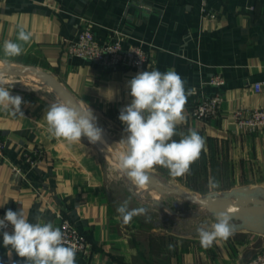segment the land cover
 I'll return each mask as SVG.
<instances>
[{"label": "crops", "instance_id": "1", "mask_svg": "<svg viewBox=\"0 0 264 264\" xmlns=\"http://www.w3.org/2000/svg\"><path fill=\"white\" fill-rule=\"evenodd\" d=\"M84 21L93 23L100 43L118 39L125 47L142 45L150 55L148 69L104 71L70 57L68 43ZM20 26L32 38L20 56L6 57L3 42L15 41ZM21 65L52 74L80 105H89L97 119L123 131L119 113L132 100L127 82L143 71L174 70L191 93L184 109L186 123L177 130L187 134L195 129L204 138L206 151L192 163L190 174L173 177L161 166L147 173L202 197L243 187L264 188V130L251 131L235 118L238 110L264 108V0H0V68ZM217 74L225 79L222 115L202 122L191 116L190 107ZM7 88L25 103L24 116L0 110V140L7 143L5 160L0 161L2 218L9 209H22L32 223L36 217L55 226L71 221L90 244L87 254L75 258L76 264H247L264 248V235L247 230L204 248L197 234L199 224L191 232L185 225L188 232L171 238L166 232L171 221L189 217L197 221L202 212L209 213L199 207L179 212L178 202L170 207L157 197L149 204L144 194L151 191L140 193L132 187H127L130 208L152 206L167 220L148 227L136 216L124 223L116 208L126 199L108 188L100 148L83 137L68 143L51 136L43 116L52 102ZM205 92L213 95L215 89ZM35 150L42 157L31 167L24 155ZM210 177L219 182L218 188L209 187ZM7 251L2 236L0 264H25L15 252L9 258Z\"/></svg>", "mask_w": 264, "mask_h": 264}, {"label": "clouds", "instance_id": "2", "mask_svg": "<svg viewBox=\"0 0 264 264\" xmlns=\"http://www.w3.org/2000/svg\"><path fill=\"white\" fill-rule=\"evenodd\" d=\"M31 38L29 31L18 27L16 40L3 42L4 55L20 56ZM127 87L132 100L120 110L118 117L127 133L116 144L120 171L137 187L147 183V170L154 166L166 168L173 177L190 174L192 163L200 158L202 151H206V142L195 129H189L187 134L177 130L178 125L186 123L184 109L191 94L186 91L180 75L171 69L143 71L128 81ZM22 103L25 102L21 96L11 95L10 90L0 83V110L13 117L24 116ZM43 118L50 135L68 143L81 142L82 137L90 144L102 139V129L97 126L89 105L87 108H73L63 102H52ZM177 135L180 139H173ZM209 187L218 188L219 182L210 177ZM129 204L130 200L126 199L116 208L124 223L146 213L145 208H130ZM237 210L229 207L217 214L216 222L210 227L204 224L197 228L202 247L209 248L215 241H226L234 234L235 225L231 221ZM8 224L13 226V232H3V246L8 250L9 258L15 252L24 258L25 264H76V245L69 244L62 229L52 222L36 217V222L32 223L22 209L19 212L9 209L0 219V229Z\"/></svg>", "mask_w": 264, "mask_h": 264}, {"label": "built area", "instance_id": "3", "mask_svg": "<svg viewBox=\"0 0 264 264\" xmlns=\"http://www.w3.org/2000/svg\"><path fill=\"white\" fill-rule=\"evenodd\" d=\"M94 28L93 23L83 22L75 38L68 43L67 52L70 57L94 64L104 71L148 69L150 55L142 45L125 47L122 41L118 39L100 43L96 39ZM224 86L225 79L222 74L213 76L205 83L200 98L190 107L191 116L206 123L218 120L222 115ZM210 87L215 89L213 95H207L205 92ZM258 89H260V85L256 88V90ZM235 118L241 126L251 131L264 130V108L250 111L238 110L235 113ZM6 148V141L0 140V161L5 160ZM41 157V152L35 150L25 154L24 160L33 167L39 163ZM15 170L21 172L20 169L15 168ZM0 219L3 218L0 216ZM57 227L62 229L65 240L69 244L76 245V257L87 254L90 248L89 241L75 224L69 220H64ZM12 228L13 226L8 224L6 228L0 229V238L3 236L4 231ZM253 261L256 264H264V248L247 264H253Z\"/></svg>", "mask_w": 264, "mask_h": 264}, {"label": "water", "instance_id": "4", "mask_svg": "<svg viewBox=\"0 0 264 264\" xmlns=\"http://www.w3.org/2000/svg\"><path fill=\"white\" fill-rule=\"evenodd\" d=\"M12 66L0 68V76L14 75ZM32 72L46 81L48 87L59 97V99L73 108H84L75 99V97L66 89V87L52 74L32 66H22L18 71L19 75L23 72ZM95 116V114L93 113ZM96 117V116H95ZM102 129V140L111 148H116V141L112 139L105 129L98 123ZM98 141L97 145L104 153L109 154L110 149L104 143ZM149 191H154L161 196L178 197L187 203L198 206L202 211H206L216 220L218 213L225 212L229 207L238 209L232 215L231 223L235 225V231L247 230L257 234L264 235V188L258 187L251 189L243 187L231 192L220 194H210L207 196H197L186 192L181 188L171 187L161 182L157 177L151 175L144 185ZM155 205L162 206L159 201H154Z\"/></svg>", "mask_w": 264, "mask_h": 264}, {"label": "rangeland", "instance_id": "5", "mask_svg": "<svg viewBox=\"0 0 264 264\" xmlns=\"http://www.w3.org/2000/svg\"><path fill=\"white\" fill-rule=\"evenodd\" d=\"M22 69V65L15 67L14 75L12 76H0V83H2L5 87L9 88H15V89H22L30 92L32 94V97L38 98V99H46L49 103L50 102H60L57 95L53 92V90L45 84L41 77L38 76L35 73L32 72H23L22 75L18 74V71ZM12 85V87H10ZM96 120L98 123L105 129V131L108 133V135L118 143L122 138H125L127 133L120 129L119 127H116L115 125L108 124L104 119L99 117V119ZM102 140V139H101ZM104 145L110 149V153L106 154L102 151V154L104 155V165H105V171L107 176V184L110 191L116 192L117 195L121 196L123 199H128L127 195V187H132L134 191L138 192H144V187L136 188V186L132 185V183L128 180L125 174H123L118 165V149L109 147L105 141L102 140ZM116 165V166H115ZM160 199L164 205L173 206L174 203L178 202L180 207H177L179 209V212H194L198 211V206H192L193 208H189V206H186L187 204L183 202V200H179L178 198H163L162 196H159L158 193L151 191V194L147 193L144 194V200L148 201L150 204L151 199L155 198ZM145 205V204H143ZM176 205V204H175ZM138 207H143L141 204L138 205ZM197 207V208H196ZM144 208V207H143ZM146 213L143 215H139L138 218L140 219V222L144 224L145 226L151 227L156 222L164 223L165 220H167L166 215L162 211H158L155 208H152V206H149V208H145ZM177 209V210H178ZM200 219L197 221H194L189 217L187 221L175 219L174 221H171L169 226L166 229V232L170 233L171 238H175L177 236H180L183 234V232L193 231L194 226L199 225H208L212 223L214 220L205 212ZM172 218V217H171ZM177 222L174 224V222ZM183 223V224H182ZM201 223V224H200ZM184 225V226H183ZM188 226V231L186 230V226ZM165 230H159L160 233H162Z\"/></svg>", "mask_w": 264, "mask_h": 264}, {"label": "bare ground", "instance_id": "6", "mask_svg": "<svg viewBox=\"0 0 264 264\" xmlns=\"http://www.w3.org/2000/svg\"><path fill=\"white\" fill-rule=\"evenodd\" d=\"M11 69L14 70L15 67H11ZM41 79H42V78H41ZM42 81L46 84V81H45L44 79H42ZM115 166H116V165H115ZM147 175H148V178H151V174H150V173H147ZM143 187H144L143 190H144L145 192H149V190H148L145 186H143ZM136 188H139V187L136 186Z\"/></svg>", "mask_w": 264, "mask_h": 264}]
</instances>
